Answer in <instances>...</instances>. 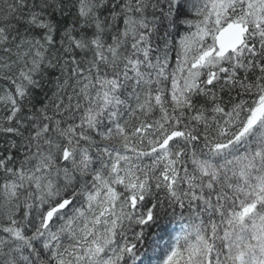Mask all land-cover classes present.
<instances>
[{
  "label": "snow or ice",
  "instance_id": "snow-or-ice-1",
  "mask_svg": "<svg viewBox=\"0 0 264 264\" xmlns=\"http://www.w3.org/2000/svg\"><path fill=\"white\" fill-rule=\"evenodd\" d=\"M0 264H264V0H0Z\"/></svg>",
  "mask_w": 264,
  "mask_h": 264
}]
</instances>
